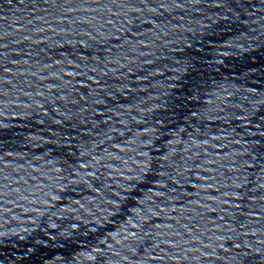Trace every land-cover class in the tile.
I'll list each match as a JSON object with an SVG mask.
<instances>
[{
  "label": "water",
  "instance_id": "95a60500",
  "mask_svg": "<svg viewBox=\"0 0 264 264\" xmlns=\"http://www.w3.org/2000/svg\"><path fill=\"white\" fill-rule=\"evenodd\" d=\"M253 79H264V0H0V144Z\"/></svg>",
  "mask_w": 264,
  "mask_h": 264
}]
</instances>
